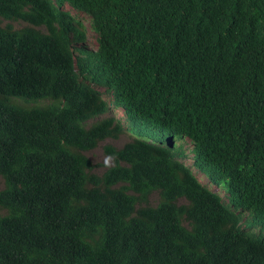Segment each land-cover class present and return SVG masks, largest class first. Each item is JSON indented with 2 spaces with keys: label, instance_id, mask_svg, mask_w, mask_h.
<instances>
[{
  "label": "trees",
  "instance_id": "1",
  "mask_svg": "<svg viewBox=\"0 0 264 264\" xmlns=\"http://www.w3.org/2000/svg\"><path fill=\"white\" fill-rule=\"evenodd\" d=\"M0 176V264H264V0H0Z\"/></svg>",
  "mask_w": 264,
  "mask_h": 264
},
{
  "label": "rangeland",
  "instance_id": "2",
  "mask_svg": "<svg viewBox=\"0 0 264 264\" xmlns=\"http://www.w3.org/2000/svg\"><path fill=\"white\" fill-rule=\"evenodd\" d=\"M73 10V9H71ZM15 27H21L26 25L23 21H12L10 22ZM83 28L85 30V45L89 48H96L97 47V34L95 31L91 28L90 20L89 18L84 19L83 22ZM98 90L101 92L102 97L105 98V100L110 105V110L106 113V116H113L114 118L121 121V124L123 127H126L128 125V119L126 116V112L122 106H114L113 105V94L112 92H106V90L102 87H99ZM20 98H15V101L19 102ZM50 100H23L24 107H34V106H42L44 104L49 103ZM131 139V133L124 130L117 137L114 138H107L104 141H101L95 148L89 150L86 152L87 156L92 160V162L95 164V171L101 172L104 170L108 165L111 164V159L104 153L103 151V145L106 143H110L114 146H122L126 141ZM181 141V144H183L185 149V158L182 160L186 165L191 166L192 163V148L194 145L193 140L190 137H186L183 141ZM193 173H195L196 177L199 179V181L207 186L210 189L215 190L220 194L223 200H225V192L222 188V186H214L211 184L207 177L197 170L194 166L192 167ZM3 187V178L0 176V189ZM156 197H152V203L155 202Z\"/></svg>",
  "mask_w": 264,
  "mask_h": 264
}]
</instances>
